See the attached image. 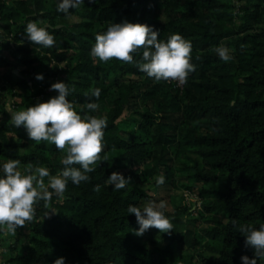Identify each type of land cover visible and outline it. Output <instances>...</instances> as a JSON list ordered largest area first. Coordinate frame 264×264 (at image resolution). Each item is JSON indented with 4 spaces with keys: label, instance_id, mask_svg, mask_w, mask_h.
Masks as SVG:
<instances>
[{
    "label": "trees",
    "instance_id": "16d2710c",
    "mask_svg": "<svg viewBox=\"0 0 264 264\" xmlns=\"http://www.w3.org/2000/svg\"><path fill=\"white\" fill-rule=\"evenodd\" d=\"M57 2L0 0V162L19 158L53 175L64 167V150L32 140L11 120L58 94L50 88L58 80L72 87L78 112L107 117L106 160L89 181H69L64 198L40 201L25 236L20 226L15 236L0 232V264H53L58 256L65 264H243L254 249L238 226L264 223V0H85L70 14ZM125 19L153 25L161 39L179 32L191 40L197 67L181 89L136 63L90 55L96 33ZM29 20L47 25L56 44L28 40ZM220 45L233 59L220 58ZM133 55L139 60L142 52ZM96 87L99 98L91 95ZM91 101L97 110L87 109ZM114 170L138 180L114 189L104 183ZM159 175L165 193L185 189L199 198L206 226L175 205L166 213L174 217L171 234L155 227L135 234L137 217L127 207L154 200L141 183ZM50 208L57 212L44 216Z\"/></svg>",
    "mask_w": 264,
    "mask_h": 264
},
{
    "label": "clouds",
    "instance_id": "9594fccd",
    "mask_svg": "<svg viewBox=\"0 0 264 264\" xmlns=\"http://www.w3.org/2000/svg\"><path fill=\"white\" fill-rule=\"evenodd\" d=\"M84 3L85 0H58L57 10L70 14V8L79 9ZM24 30L28 40L35 44L49 48L56 44L47 25L29 20ZM158 31L146 22L125 19L110 23L105 31L96 33L90 55L100 61L115 57L136 63L141 71L157 81L172 79L178 83H186L189 74L197 67L192 62L191 40L179 32L161 39L158 38ZM216 51L224 61L233 59L227 45L217 46ZM137 52H142V57L134 60L133 54ZM36 78L42 80L43 73H37ZM50 88L58 90V94L47 100H38L26 109L12 112L11 120L15 127L23 125L32 140L48 141L64 150L66 154L61 158L64 167L53 175L48 167L24 166L19 158L0 162V232L8 235L15 236L19 226L35 220L40 201L49 202L53 195L64 198L69 181L73 184L89 181V173L94 171L97 162L106 160L101 153L106 147L104 130L108 126L107 117L78 112L69 99L72 87L67 81H55ZM100 94L99 87L92 89L91 95L99 98ZM86 107L97 110L99 105L91 101ZM130 179L121 171L114 170L104 183L119 190L125 188ZM164 180L165 177L160 175L157 183H163ZM100 188V184L94 185V190L99 191ZM53 212L57 211L50 208L44 216H50ZM127 212L136 214L139 224L135 229L136 235H142L150 227L169 234L174 229V217L166 214L167 203L164 200L148 201L143 205L129 204ZM238 231L246 236L245 246H252L254 249L253 256H241L243 264H257L258 258L264 257V223L258 227L241 224ZM65 259L64 256H58L53 264H65Z\"/></svg>",
    "mask_w": 264,
    "mask_h": 264
},
{
    "label": "rangeland",
    "instance_id": "374dc122",
    "mask_svg": "<svg viewBox=\"0 0 264 264\" xmlns=\"http://www.w3.org/2000/svg\"><path fill=\"white\" fill-rule=\"evenodd\" d=\"M131 116V117H130ZM124 118L129 119L134 117L131 115V113L125 112L123 115ZM135 118V117H134ZM160 176V175H159ZM157 176L154 180H148L141 183L142 189L146 192L147 196L153 198L154 200L159 202L160 200H164L167 203V212L171 213L175 211V205H180V207H183L186 211L183 213V215L192 220L195 219V224L198 225V228L201 226H206L207 222L202 221L199 210H200V200L195 194H188V192L185 191V189H171L168 193H165L164 190H161L159 187L160 183H157ZM138 178L131 177L129 183L133 184L136 183ZM170 193V195H168ZM183 195V198H180V195ZM29 224V223H28ZM27 225L20 226L21 234L25 236L29 232V228ZM3 235H7L3 233ZM3 260L2 255H0V261Z\"/></svg>",
    "mask_w": 264,
    "mask_h": 264
},
{
    "label": "built area",
    "instance_id": "2783aa9c",
    "mask_svg": "<svg viewBox=\"0 0 264 264\" xmlns=\"http://www.w3.org/2000/svg\"><path fill=\"white\" fill-rule=\"evenodd\" d=\"M166 81L168 84H170L173 88H176V89H181L183 86V83H178L176 80L169 79Z\"/></svg>",
    "mask_w": 264,
    "mask_h": 264
}]
</instances>
